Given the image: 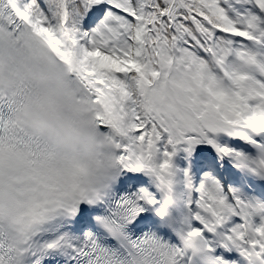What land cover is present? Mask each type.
<instances>
[{
	"label": "snow or ice",
	"instance_id": "snow-or-ice-1",
	"mask_svg": "<svg viewBox=\"0 0 264 264\" xmlns=\"http://www.w3.org/2000/svg\"><path fill=\"white\" fill-rule=\"evenodd\" d=\"M0 264H264V0H0Z\"/></svg>",
	"mask_w": 264,
	"mask_h": 264
}]
</instances>
